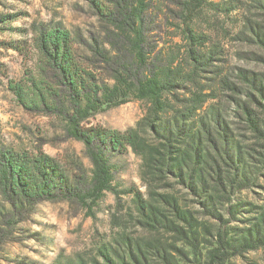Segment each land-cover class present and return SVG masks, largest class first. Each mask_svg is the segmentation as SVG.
Returning <instances> with one entry per match:
<instances>
[{"label":"rangeland","instance_id":"1","mask_svg":"<svg viewBox=\"0 0 264 264\" xmlns=\"http://www.w3.org/2000/svg\"><path fill=\"white\" fill-rule=\"evenodd\" d=\"M111 1L0 0V165L13 159L30 166L36 159L47 157L68 184L85 188L91 165L84 145L67 136L62 115L51 110L59 107L71 114V95L65 80L51 68L38 45L43 34L55 29L63 31L81 76L82 91L93 94L102 84L111 85L110 76L115 69L121 71L122 65L135 68L131 60H125L128 47L113 34L114 28L107 19ZM128 1L131 4L134 0ZM144 1L149 7L144 32L154 50V64L164 67L172 62L187 71L188 42L183 34L181 4L184 0ZM246 3L248 0H206L191 28L196 34L207 36L201 51L212 57L213 66L196 79L199 86L187 81L176 95L180 99L189 97L202 87L203 93L209 95L204 108L214 104L240 151L256 156L254 149H260L257 141L231 104L232 97L243 100V96L234 95L219 84L226 76L239 84V70L264 74V52L237 34ZM94 48L109 52L111 63L106 65ZM146 108L144 102L129 97L124 104L103 106L81 123L82 129H97L106 137L118 138V147L107 151L118 197L105 193L88 209L66 200L26 201L10 190L5 193L0 186V264H66L77 256L99 257L101 262V252L110 247L120 251L116 241L119 237L132 239L146 264H163L154 256L159 247L169 256V264L204 263L207 251L214 245L211 233L217 220L205 214L197 198L174 178L157 184L144 177L141 159L123 140L125 133L145 116ZM248 160L250 165L259 166L249 156ZM257 178L254 187L217 201L216 210L234 229L229 237L251 227L264 209V168ZM162 197L174 199L190 217L189 225L175 221L186 238L163 229L152 232L140 224L136 202L150 205L168 220H174ZM240 205L246 206L231 220L227 207ZM190 243L196 244V255ZM225 264H264V247L234 256Z\"/></svg>","mask_w":264,"mask_h":264},{"label":"trees","instance_id":"2","mask_svg":"<svg viewBox=\"0 0 264 264\" xmlns=\"http://www.w3.org/2000/svg\"><path fill=\"white\" fill-rule=\"evenodd\" d=\"M110 3L112 7L106 15L107 19L114 28L113 34L128 47L129 55H124L125 60H131L135 66L133 69L122 65L121 71L115 69L110 76L111 85L102 84L93 94L82 91L81 76L73 64L68 37L63 31L55 29L43 34L38 45L51 68L65 80L71 95V114L59 107L51 110L62 115L67 136L84 145L91 165V176L85 188L68 184L47 157H40L30 166L13 159L0 165L1 189L5 193L10 190L12 194L21 195L26 201L66 200L88 209L105 193L118 197L107 156V151L118 147V138L106 137L104 132L97 129H82L81 123L103 106L121 105L131 97L144 102L147 108L145 116L125 133L123 140L141 159L144 177L148 176L157 184L174 178L197 198L205 214L218 222L211 233L214 245L207 251L203 264H225L234 256L263 248L264 209L251 227L241 229L240 235L229 237L234 229L228 227L230 221L223 220L216 206L220 200H228L234 193L254 187L260 170L264 168V74L239 70V84L232 83L227 76L219 81L222 89L244 98L232 97L231 104L239 111V119L257 141L260 149H254L256 157L240 151L228 124L214 104L204 108L209 95L203 93L202 87L191 92L189 97L180 99L176 95L185 88L187 81L199 86L196 79L213 66L212 57L201 51L207 36L196 34L191 28L193 20L206 6V0H184L181 3L184 11L183 34L188 42L187 71L173 66L172 62L164 67L154 64V50L150 49L144 32L148 3L144 0H134V4L128 0H112ZM244 14L237 34L242 35L246 43L264 52V0H248ZM93 51L106 65L111 63L109 52L97 48ZM248 156L259 166L250 165ZM161 200L170 209L167 210L172 211L174 220H168L150 205L136 202L140 224L152 232L163 229L186 238L175 221L189 225L190 217L177 206L174 199L162 197ZM245 206H228L230 219H236L237 212ZM116 241L120 251L110 247L101 252V262L99 257L77 256L66 264H146L141 249L133 244L132 239L119 237ZM190 246L195 254L196 244L190 243ZM154 256L163 264H169V256L163 248H156ZM180 256L186 258L184 253H180Z\"/></svg>","mask_w":264,"mask_h":264}]
</instances>
